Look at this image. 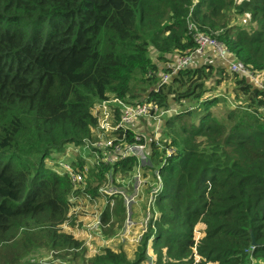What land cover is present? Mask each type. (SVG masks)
Returning <instances> with one entry per match:
<instances>
[{"label":"trees","instance_id":"trees-1","mask_svg":"<svg viewBox=\"0 0 264 264\" xmlns=\"http://www.w3.org/2000/svg\"><path fill=\"white\" fill-rule=\"evenodd\" d=\"M241 15L245 26L235 20ZM188 21L264 75V0H0V264H30L17 255L36 249L23 236L31 228L46 233L49 252L77 248L59 230L69 180L47 162L65 145L91 140L93 106L108 97L163 110L169 100L194 103L165 119L174 155L161 168L157 161L162 186L145 238L155 264H188L196 226L201 264H264V92L234 75L231 101L206 95L198 82L212 76L209 65L159 86L150 53L161 63L193 53ZM117 166L101 165L98 183ZM90 264L126 263L105 250Z\"/></svg>","mask_w":264,"mask_h":264},{"label":"rangeland","instance_id":"rangeland-1","mask_svg":"<svg viewBox=\"0 0 264 264\" xmlns=\"http://www.w3.org/2000/svg\"><path fill=\"white\" fill-rule=\"evenodd\" d=\"M232 11L230 9L227 16H232ZM235 20L238 24L245 26L247 24V15L236 16ZM232 24H235V21ZM150 57L159 68L160 73L177 58L172 56L167 58L165 63H161L156 60L154 52L150 53ZM212 69V76L208 80L198 82V84L204 87L203 90L206 95L213 93L225 97L226 102L231 101L233 99V89L235 88V82L234 80L232 81L234 76L226 74L225 68L212 67ZM177 92L183 93L184 90ZM127 101L136 102L142 101V99L128 98ZM168 103L175 110L179 106L185 109L192 107L194 104L189 101L175 103L171 100ZM166 117L169 118L170 116H163L164 121ZM141 126L144 129L147 127L143 123ZM166 132L164 128L162 141L165 139L169 142L171 139L166 135ZM108 139L110 137H105L104 134L96 129L89 142L93 143L94 141H105ZM85 143L81 147L71 144L65 145L59 151L53 152L47 162L50 168L60 173L61 170L57 168L56 163L71 162L75 166L74 161H81L82 167L80 171L84 173V184L76 189L88 191V193L91 191L95 194L96 201H83V195H79V198H69V212L66 221L59 230L61 234L69 235L77 243V248L70 247L63 248L57 252H49L44 249L45 243L48 242L46 233H42L40 229L31 228L23 236L32 239L36 249L21 252L17 256L22 257L23 263L30 264H90L96 258L101 257L104 251L107 250L114 255L122 256L126 264H155L156 253L153 251L151 242L145 241V238L148 236L150 226L152 227L157 218V209L155 201L147 200L150 192L157 185L155 179L152 178L154 175L153 170L157 167V161L161 153L153 149L150 152H145L139 160L133 159L134 165H129V168H123L122 170H120L121 163L129 160L120 161L117 163L116 171L110 176H106L105 172L104 177L98 183L99 180L96 173L100 169L101 164L92 152L88 142ZM75 168L77 167L75 166ZM138 171L143 183L136 190L134 177ZM105 214L107 215L105 216ZM104 216L106 217L105 221H103ZM128 224L132 226L129 227ZM200 228V226H196L195 230L199 231L198 229ZM20 236L22 235L17 234V238ZM194 236L198 239L201 238L200 232H196ZM15 240L12 241V246L16 244ZM144 245L146 246L144 247ZM143 248L145 249V260L142 261L138 260V257ZM55 258H60L64 261L55 260ZM255 264L261 263L256 262Z\"/></svg>","mask_w":264,"mask_h":264},{"label":"built area","instance_id":"built-area-1","mask_svg":"<svg viewBox=\"0 0 264 264\" xmlns=\"http://www.w3.org/2000/svg\"><path fill=\"white\" fill-rule=\"evenodd\" d=\"M187 28L193 39L195 49L190 55L178 57L175 62L169 64L164 73H160L159 86L167 85L177 76L180 70L188 68L191 55H202L206 50H212L215 56L227 65L230 75H236L244 80V82H247L252 90L264 92V75L262 73L250 71L229 54L223 44L199 32L192 22L188 21ZM175 113L174 107L163 110L157 105L145 101L129 102L116 97H108L106 100L94 104L92 114L96 119L94 130L97 129L105 137H110V139L94 141L93 143H90L89 140L85 142H88L101 165L112 167L120 161L139 160L143 153L150 152L153 149L161 153L159 158L161 168L174 155V149L168 147L170 141L168 142L165 139L162 141V131L165 128L163 116H172ZM142 123L147 126L145 129L141 126ZM94 130L92 131V135ZM128 133L132 137L130 141L127 140ZM85 144L83 143V145ZM59 163H56L57 168L61 170L59 174L66 175L71 185L70 197L73 199L74 197L79 198V195H83V201H96L94 195L84 190L76 189L83 186L84 173L80 169L74 168L71 162ZM160 168H158L157 164V167L153 170L154 175L152 179H155L157 185L150 192L147 201H156L157 199L162 186ZM113 172L114 168H111L109 172H106V176H110ZM134 179L135 189L138 190L143 183L139 171L136 173ZM128 226L131 227L132 225L128 224ZM193 235H196V231ZM198 240L194 236V245L188 264H201L203 262V259L196 252ZM256 262L251 260L250 264H255Z\"/></svg>","mask_w":264,"mask_h":264},{"label":"crops","instance_id":"crops-1","mask_svg":"<svg viewBox=\"0 0 264 264\" xmlns=\"http://www.w3.org/2000/svg\"><path fill=\"white\" fill-rule=\"evenodd\" d=\"M177 58L175 60H177ZM172 62H175V61H172ZM207 65L215 67V68H220V69H224L225 68L226 74H229L228 70H227V65L225 63L221 62L215 56V54H214V52L212 50H206L202 55H196V54L191 55L190 63L188 64L187 67L188 68H198V67H205ZM231 76H233V75H231ZM238 79H240V78L238 77ZM245 84L248 85L247 82H245ZM234 86H235V84H234ZM234 90H236V89L234 88Z\"/></svg>","mask_w":264,"mask_h":264},{"label":"water","instance_id":"water-1","mask_svg":"<svg viewBox=\"0 0 264 264\" xmlns=\"http://www.w3.org/2000/svg\"><path fill=\"white\" fill-rule=\"evenodd\" d=\"M250 239H251V246L254 247L255 246V242L253 240V236H252L251 233H250Z\"/></svg>","mask_w":264,"mask_h":264},{"label":"clouds","instance_id":"clouds-1","mask_svg":"<svg viewBox=\"0 0 264 264\" xmlns=\"http://www.w3.org/2000/svg\"><path fill=\"white\" fill-rule=\"evenodd\" d=\"M164 70H166V69H164ZM161 72H163V71H161Z\"/></svg>","mask_w":264,"mask_h":264}]
</instances>
